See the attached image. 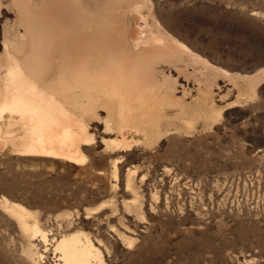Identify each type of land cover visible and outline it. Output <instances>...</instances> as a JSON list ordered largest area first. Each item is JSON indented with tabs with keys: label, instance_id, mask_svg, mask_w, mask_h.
<instances>
[{
	"label": "rangeland",
	"instance_id": "obj_1",
	"mask_svg": "<svg viewBox=\"0 0 264 264\" xmlns=\"http://www.w3.org/2000/svg\"><path fill=\"white\" fill-rule=\"evenodd\" d=\"M37 16L113 48L110 26L158 27L176 55L150 61L163 92L145 130L99 101L83 160L0 149V264H56L55 239L75 232L103 264H264V0H0V55L30 50Z\"/></svg>",
	"mask_w": 264,
	"mask_h": 264
},
{
	"label": "bare ground",
	"instance_id": "obj_2",
	"mask_svg": "<svg viewBox=\"0 0 264 264\" xmlns=\"http://www.w3.org/2000/svg\"><path fill=\"white\" fill-rule=\"evenodd\" d=\"M141 4L122 12L136 14ZM35 22L30 50L11 49L5 41L0 55V149L9 146L18 154L83 160L80 146L92 138L83 116L99 101L118 114L121 127H150L148 116L156 111V99L163 92L162 84L150 77V61L168 51L176 55L174 43L168 45L162 30L137 26L123 32L118 25L110 26V40L118 44L113 48L79 36L72 24L57 16H37ZM2 201L24 231L40 233L47 243L45 231L28 223L30 210L6 198ZM53 247L56 264H103L99 249L83 233L62 235ZM37 258L42 261L44 256Z\"/></svg>",
	"mask_w": 264,
	"mask_h": 264
}]
</instances>
